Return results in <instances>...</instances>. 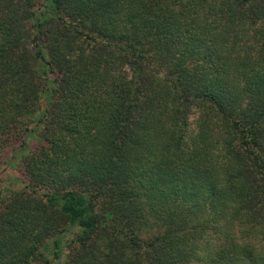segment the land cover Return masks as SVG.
Masks as SVG:
<instances>
[{"label": "trees", "instance_id": "trees-1", "mask_svg": "<svg viewBox=\"0 0 264 264\" xmlns=\"http://www.w3.org/2000/svg\"><path fill=\"white\" fill-rule=\"evenodd\" d=\"M33 124L0 264H264V0H0V163Z\"/></svg>", "mask_w": 264, "mask_h": 264}, {"label": "rangeland", "instance_id": "rangeland-1", "mask_svg": "<svg viewBox=\"0 0 264 264\" xmlns=\"http://www.w3.org/2000/svg\"><path fill=\"white\" fill-rule=\"evenodd\" d=\"M197 112L194 110L190 115V128L196 130L197 128ZM34 131L27 137V145L19 143L14 147H10L6 150L4 157L0 163V188L5 191L6 194L11 193H24L29 191L27 189V181L21 174V162L29 156L35 148L41 143V130L42 128H36L33 124ZM32 127V128H33ZM77 226H71L67 233H64L59 237L60 249L59 258L55 257V245L54 240H50L47 248L44 249L45 256L49 260V264H65L68 256L67 244L74 235L77 233Z\"/></svg>", "mask_w": 264, "mask_h": 264}]
</instances>
